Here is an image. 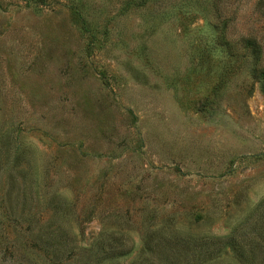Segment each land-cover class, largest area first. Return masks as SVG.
I'll return each instance as SVG.
<instances>
[{
  "label": "rangeland",
  "instance_id": "rangeland-1",
  "mask_svg": "<svg viewBox=\"0 0 264 264\" xmlns=\"http://www.w3.org/2000/svg\"><path fill=\"white\" fill-rule=\"evenodd\" d=\"M0 264H264V0H0Z\"/></svg>",
  "mask_w": 264,
  "mask_h": 264
},
{
  "label": "trees",
  "instance_id": "trees-1",
  "mask_svg": "<svg viewBox=\"0 0 264 264\" xmlns=\"http://www.w3.org/2000/svg\"><path fill=\"white\" fill-rule=\"evenodd\" d=\"M245 43H246L247 46H250V47L255 46V43L252 41V39L251 40L248 39Z\"/></svg>",
  "mask_w": 264,
  "mask_h": 264
}]
</instances>
